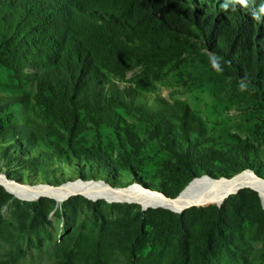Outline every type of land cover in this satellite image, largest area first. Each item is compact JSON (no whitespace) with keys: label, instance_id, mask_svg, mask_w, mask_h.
I'll list each match as a JSON object with an SVG mask.
<instances>
[{"label":"rangeland","instance_id":"1","mask_svg":"<svg viewBox=\"0 0 264 264\" xmlns=\"http://www.w3.org/2000/svg\"><path fill=\"white\" fill-rule=\"evenodd\" d=\"M83 1L87 3L83 4L85 8L94 9V5H100L103 8L94 9L96 12L102 13L106 9L107 14H110L116 10L115 15L119 13L117 7L125 2ZM145 19L151 21L148 15ZM145 29L141 34L151 35L145 36V40L152 37V56L148 59L137 56L127 58V62L131 64L125 70V80L114 78L113 81L121 87L136 89L143 96L144 102L152 104L154 99L163 98L176 109L181 105L188 106L204 123L203 140L199 138L194 146L191 145L192 141H188L190 145H187L184 136L186 133L180 128L171 132V136L178 142L176 151L171 152L167 143L163 142L162 131L157 130L155 122L152 123L142 113L130 115L119 110L123 121L120 128L90 122L84 134L72 137L60 124V140L32 144L23 148L24 152L43 162L44 169L50 167L63 172L62 176L68 175V178L58 181H94L110 186L106 179L108 174H99L107 170L120 179V184L115 185L117 187L110 186L113 189L139 188L155 196L165 195L163 189L171 196H178V190L189 185L186 176L178 172L182 163L188 161L184 160V155H188L189 160H195L199 156L202 158L204 176H229L246 166L245 171L255 172L264 179V102L253 90L243 85V81L237 82L219 58L208 51L200 36L175 33L167 36L154 22L145 26ZM134 53L135 51L132 54ZM36 92L35 82L19 83L10 70L0 65V155L4 147L10 145V141L2 140L5 132L22 124L27 118H39V114L43 112L44 108L37 105ZM244 146L248 148H243ZM190 148L195 153L187 151ZM97 149L107 156H97ZM244 154L247 155L245 158ZM205 156L216 162L207 164L203 158ZM101 157L105 160L107 169L104 168ZM229 159L235 160V164L230 163ZM3 162H0V167ZM219 168L222 170H218ZM87 169L91 172L99 171V179H81L79 171ZM89 171L87 173H91ZM0 176L22 187H52L46 179L43 180L44 183L37 182L38 177H33L29 182L26 177L23 182H19L20 178L14 174V178L18 180L11 179L6 174V168L3 173L0 172ZM133 177L137 180L133 181ZM0 188L7 191L3 186ZM243 190L222 206L203 204L187 209L181 226L171 216V213H180L166 208L144 210V206L139 203L90 200L82 195L63 204L45 196L40 203V199L24 200L7 191L10 199L0 202V260L15 254L20 256L18 264H58L59 246L71 232L76 237L79 235L76 242H82L88 238L86 235L93 234V239L101 248L99 262L108 260V264H172L178 253L179 241L183 237L181 231L185 227H188L187 234L190 236L189 246L196 245L194 237L199 233V228L192 227L190 221L209 216L213 210L222 209L223 225L217 230V236H213L217 249L206 264H264V204L258 192ZM47 214L48 218L43 219ZM34 218L39 219L42 224L36 225ZM103 219H109L114 229L119 230L128 225L134 227L135 232L146 240L144 250L147 251L133 254L116 246L111 252H106L99 236L103 232L100 223ZM202 220L204 219L200 221ZM173 223L177 226L172 227ZM201 224L203 226L205 223ZM76 263L78 261L73 257L71 264Z\"/></svg>","mask_w":264,"mask_h":264},{"label":"trees","instance_id":"2","mask_svg":"<svg viewBox=\"0 0 264 264\" xmlns=\"http://www.w3.org/2000/svg\"><path fill=\"white\" fill-rule=\"evenodd\" d=\"M124 1L117 7L119 13L115 15L116 10L110 14L106 9L102 13L96 12L94 9L103 8L100 5H94V9L85 8L83 4L87 3L83 0H0V65L10 70L19 83L35 82L37 105L44 108L39 118H27L2 135V140L10 141V145L4 147L0 155V162L4 161L0 167L1 173L6 168L7 176L14 180L20 178L19 182L26 177L28 182L38 177L37 182L46 179L51 186L67 183L58 179H66L68 175L62 176L63 172L50 167L44 169L45 164L27 155L23 148L44 141L51 142L52 139L60 140V124L72 137L84 134L90 122L120 128L123 121L119 110L130 115L142 113L152 123L155 122L171 152L178 148V142L171 132L180 128L186 133L187 145H190L188 141H192L191 145L194 146L199 138L203 140L204 123L188 106L181 105L176 109L163 98H156L150 104L144 102L136 89L121 87L113 81L114 78L125 80V70L131 64L127 58L137 56L148 59L152 56V37L145 40L149 34L144 36L141 32L153 22L167 36L174 33L200 36L208 51L219 58L237 82L243 81L242 84L264 102V0H244L243 3L240 0ZM146 15L151 21H146ZM28 71L30 73H26ZM96 151L97 156H107L100 149ZM187 151L195 153L192 148ZM246 156L244 154L243 157ZM102 157L101 161L107 169ZM203 158L207 164L216 162L208 156ZM186 159L188 161L182 163L178 172H182L190 184L204 176L205 167L200 156L189 160L188 155H184ZM246 169V166L240 167L233 175L213 179H229ZM87 171H79L81 179H99V171ZM101 172L100 176L108 174L106 179L111 186L120 184V179L107 170ZM14 174L18 178H14ZM53 180L56 182L53 183ZM135 180L137 178L133 177ZM183 190H178L179 195ZM164 191L168 198L179 196H171ZM74 198L77 197L68 202ZM9 199L7 191L0 188V202ZM223 212L216 209L209 216L190 221L192 227L199 228V233L194 237L196 245L189 246L190 236L187 234L188 227H185L181 231L183 237L172 264H206L213 257L217 249L213 236H217V230L223 225ZM48 214L43 219H47ZM171 214L181 226L185 213ZM34 220L36 225L42 224L39 219ZM201 222L205 224L202 226ZM100 223L103 232L99 236L106 252H111L116 246L133 254L147 251L144 250L146 240L135 232L134 227L128 225L114 229L109 219H103ZM174 226L177 225L173 223ZM69 234L59 246L58 264H71L73 257L78 261L76 264H108V260L99 262L101 248L93 239V234L86 235L88 238L82 242H76L79 235ZM19 259V255L10 254L0 260V264H18Z\"/></svg>","mask_w":264,"mask_h":264},{"label":"bare ground","instance_id":"3","mask_svg":"<svg viewBox=\"0 0 264 264\" xmlns=\"http://www.w3.org/2000/svg\"><path fill=\"white\" fill-rule=\"evenodd\" d=\"M0 186H3L9 194L20 199L37 201L42 197L53 198L59 204H63L75 196H85L90 200H107L109 202L139 203L144 209L166 208L175 213L183 209H190L203 204L222 206L225 202L237 195L243 189H251L259 193L264 204V179L250 171H244L232 178L213 179L209 176L193 180L177 198H168L156 194H150L139 188L113 189L100 182H74L60 186L36 187L21 186L0 176ZM148 208V209H147Z\"/></svg>","mask_w":264,"mask_h":264},{"label":"water","instance_id":"4","mask_svg":"<svg viewBox=\"0 0 264 264\" xmlns=\"http://www.w3.org/2000/svg\"><path fill=\"white\" fill-rule=\"evenodd\" d=\"M252 172V171H251ZM253 174H255L256 175V173L255 172H252ZM111 186V185H110ZM162 196H164L166 199H168L167 198V196L166 195H162ZM144 210H146V209H144ZM187 209H183V210H181V211H179L178 213H183L184 211H186Z\"/></svg>","mask_w":264,"mask_h":264},{"label":"clouds","instance_id":"5","mask_svg":"<svg viewBox=\"0 0 264 264\" xmlns=\"http://www.w3.org/2000/svg\"><path fill=\"white\" fill-rule=\"evenodd\" d=\"M240 2H241V3H243V2H244V0H240ZM214 63H215V61H214ZM242 87H243V85H242Z\"/></svg>","mask_w":264,"mask_h":264}]
</instances>
